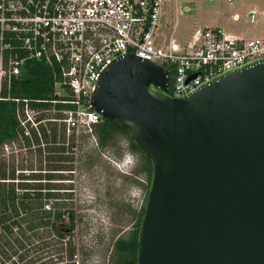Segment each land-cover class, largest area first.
<instances>
[{
	"label": "water",
	"instance_id": "95a60500",
	"mask_svg": "<svg viewBox=\"0 0 264 264\" xmlns=\"http://www.w3.org/2000/svg\"><path fill=\"white\" fill-rule=\"evenodd\" d=\"M134 55L92 100L152 163L137 264H264V58L190 94Z\"/></svg>",
	"mask_w": 264,
	"mask_h": 264
},
{
	"label": "built area",
	"instance_id": "2783aa9c",
	"mask_svg": "<svg viewBox=\"0 0 264 264\" xmlns=\"http://www.w3.org/2000/svg\"><path fill=\"white\" fill-rule=\"evenodd\" d=\"M163 3L164 0H0V101L7 100L1 97L5 83L10 86L30 61L48 64L58 77L55 98L35 101L51 106L32 107L30 100L13 99L24 102L17 110L24 136L6 143L3 153L29 150L20 144L23 138H32L33 133L41 138V127L48 128L50 123L64 130L62 144L68 154L74 155L85 140L95 141L99 149L95 128L104 118L95 110L92 97L102 75L127 56L134 55L164 69L167 92L176 97L264 58V37L247 40L220 27L194 30L184 43L175 37L166 38L160 33ZM185 11L193 9L186 6ZM249 18L253 23L255 13ZM239 19L236 16L233 22ZM116 166L125 170L121 163Z\"/></svg>",
	"mask_w": 264,
	"mask_h": 264
},
{
	"label": "trees",
	"instance_id": "16d2710c",
	"mask_svg": "<svg viewBox=\"0 0 264 264\" xmlns=\"http://www.w3.org/2000/svg\"><path fill=\"white\" fill-rule=\"evenodd\" d=\"M55 74V68L48 64L30 61L26 64L24 73L14 78L10 86L5 83L1 97L7 100L0 101V149L6 143L20 140V135H23L17 110L23 107L24 102L18 103L13 99L30 100L32 107L51 106L48 102L35 101L55 98V82L58 79ZM95 134L101 152H108L120 160L124 158L126 151L137 156L139 167L134 169V175L147 178V181L144 180L147 183L144 187L148 194L152 163L145 158L129 134L111 119H103L96 126ZM64 138V130L59 129L57 124L50 123L48 128L42 126L41 138L33 133L32 138L24 137L23 143L21 142L29 151L34 150L32 146H36L39 171L34 172L31 168L29 171L33 172L27 174L21 168L22 173L16 175L15 164L0 167V264H35L44 260L45 255H58L62 260L64 252L67 260L75 264L78 254L88 255L72 235L79 221L76 211L66 203L72 197L71 185L56 182L70 177L60 171L73 170V164L70 163L75 157L67 153L66 146L62 144ZM122 141L126 143L125 149L122 148ZM44 153L48 155L44 156ZM43 170L46 173H42ZM43 180L47 182L44 183ZM51 200H54L53 203H47ZM46 205H49V209H46ZM144 211L145 205L139 213L134 214L129 235L120 236L113 243L108 256L109 264H137L139 227ZM32 251H36L37 256L30 259ZM52 263L50 258L40 264Z\"/></svg>",
	"mask_w": 264,
	"mask_h": 264
},
{
	"label": "rangeland",
	"instance_id": "374dc122",
	"mask_svg": "<svg viewBox=\"0 0 264 264\" xmlns=\"http://www.w3.org/2000/svg\"><path fill=\"white\" fill-rule=\"evenodd\" d=\"M232 1L164 0L160 33L168 39L175 37L180 43L187 42L194 30L206 27H220L247 40L263 37L264 15L258 14V4H264V0ZM186 6L193 8V11L186 12ZM253 10L257 11V20L254 24H250L249 15ZM261 10L264 11V8ZM236 16L240 19L238 22H233ZM121 144L125 149L126 143L122 141ZM74 152V161L70 163L73 164V170L60 171L70 177L56 182L71 185L72 197L66 200V203H69L76 211L79 221L72 235L74 241L84 247L88 253L87 256L78 254L75 257V264H109L108 256L113 243L120 236L129 235L135 218L134 214L139 213L146 204L147 193L144 185L147 183L144 180L147 181V178L135 176L134 170L131 175L122 174L116 166L117 163L120 164V159L108 152H101L96 148L93 140H85ZM4 153L0 149V167L4 164L7 167L15 164L16 175L22 173L21 168H24L23 172L27 174L40 169L39 156L35 149L29 151L22 148L21 152L18 150L14 153ZM44 154V156L48 155ZM134 158L136 167H139L137 156ZM31 168L34 170L29 171ZM44 171L42 173H46ZM7 182L10 181L7 180ZM52 237L55 239V236ZM31 253L30 259L37 256L36 251ZM63 255L62 260L58 255H45L44 260L49 261L51 258L52 264H73L67 260L66 252ZM44 260L35 264H40Z\"/></svg>",
	"mask_w": 264,
	"mask_h": 264
},
{
	"label": "clouds",
	"instance_id": "9594fccd",
	"mask_svg": "<svg viewBox=\"0 0 264 264\" xmlns=\"http://www.w3.org/2000/svg\"><path fill=\"white\" fill-rule=\"evenodd\" d=\"M134 157L135 156L132 153L127 152L125 154L124 158L120 160V163L122 164L123 168L125 169L123 171H120L122 174L131 175L132 171L136 167Z\"/></svg>",
	"mask_w": 264,
	"mask_h": 264
},
{
	"label": "crops",
	"instance_id": "0c3cea01",
	"mask_svg": "<svg viewBox=\"0 0 264 264\" xmlns=\"http://www.w3.org/2000/svg\"><path fill=\"white\" fill-rule=\"evenodd\" d=\"M167 1H169V0H167ZM255 1H261V0H255ZM233 2V1H232ZM259 3V2H258ZM258 6H259V9H258V14H260V15H264V11L263 10H261V8H264V4L263 3H259L258 4ZM190 7V6H189ZM191 8V7H190ZM193 9V8H192ZM194 10H196V9H194ZM252 12H254L255 13V20H254V22L253 23H250V24H254L255 23V21L257 20V11H255V10H253ZM251 12V13H252ZM250 13V14H251ZM250 21V20H249ZM207 28V27H206ZM264 37V36H263ZM258 38H261V37H258Z\"/></svg>",
	"mask_w": 264,
	"mask_h": 264
}]
</instances>
